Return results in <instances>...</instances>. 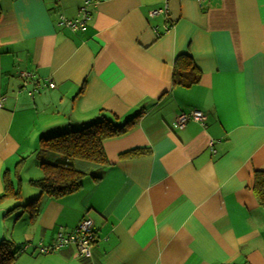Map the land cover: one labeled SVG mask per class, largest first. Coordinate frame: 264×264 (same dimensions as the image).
Masks as SVG:
<instances>
[{
  "label": "crops",
  "instance_id": "0c3cea01",
  "mask_svg": "<svg viewBox=\"0 0 264 264\" xmlns=\"http://www.w3.org/2000/svg\"><path fill=\"white\" fill-rule=\"evenodd\" d=\"M83 1L0 0V196L5 177L19 193L0 200V239L28 243L12 264H264L252 189L264 171V0H95L83 28L60 24ZM180 54L201 71L188 87L172 82ZM192 108L204 125L173 128ZM138 113L103 140L100 179L40 193L29 218L22 169L41 136ZM138 148L148 153L120 157ZM82 217L91 258L73 245L39 251Z\"/></svg>",
  "mask_w": 264,
  "mask_h": 264
},
{
  "label": "trees",
  "instance_id": "16d2710c",
  "mask_svg": "<svg viewBox=\"0 0 264 264\" xmlns=\"http://www.w3.org/2000/svg\"><path fill=\"white\" fill-rule=\"evenodd\" d=\"M200 78L201 71L191 57L187 54L178 55L173 64L172 82L188 87L199 82ZM139 116L140 113L122 124L103 117L79 129H70L47 137L41 136L35 155L39 160L42 176L31 180V183L40 190L41 194L57 198L76 191L85 175L91 176L94 180L100 179L101 173L109 165L102 145L103 140L125 133ZM147 153L148 149L145 148L131 149L122 153L120 157L131 158ZM4 184V193L0 196V200L6 196H19L18 191L11 190L12 186L8 183L7 177L4 179ZM252 189L258 203L264 207L263 170L254 172ZM37 199L22 205L28 209L29 218H33L37 213ZM27 245V242L15 244L10 239H0V264H12L17 254L24 251Z\"/></svg>",
  "mask_w": 264,
  "mask_h": 264
},
{
  "label": "built area",
  "instance_id": "2783aa9c",
  "mask_svg": "<svg viewBox=\"0 0 264 264\" xmlns=\"http://www.w3.org/2000/svg\"><path fill=\"white\" fill-rule=\"evenodd\" d=\"M92 1L95 0H84L83 4L79 7L77 17L75 18L68 19L64 16H60V24L72 29L83 28L85 21L89 16L87 7ZM157 11H162V9H157L154 12ZM31 76L30 72H21V77L24 80L29 79ZM48 85L49 87H53L54 83L49 82ZM189 120L204 125L205 115L201 110L196 108L181 111L175 116L172 127L180 129L184 127ZM94 241L95 233L92 227V220L89 217H83L73 230L65 234L58 232L55 241L51 245L39 243L38 249L41 253H46L52 250H57L63 246L73 245L77 254L87 259L91 258V248Z\"/></svg>",
  "mask_w": 264,
  "mask_h": 264
},
{
  "label": "rangeland",
  "instance_id": "374dc122",
  "mask_svg": "<svg viewBox=\"0 0 264 264\" xmlns=\"http://www.w3.org/2000/svg\"><path fill=\"white\" fill-rule=\"evenodd\" d=\"M38 165H39V160L35 157V155H31V156H29V158L26 159V163L24 164V169H22V176L25 179H24L23 188L21 190V198L18 200V201H20V204H26L29 200L38 197L40 194V190L38 188L31 187L30 185L27 184V180L29 178H33L31 176H37L33 173V171L34 172L36 171L40 175H42V170ZM17 167H19V166H17ZM17 170H19V169H17ZM13 171H14V166H13ZM25 216H26V214H25Z\"/></svg>",
  "mask_w": 264,
  "mask_h": 264
}]
</instances>
